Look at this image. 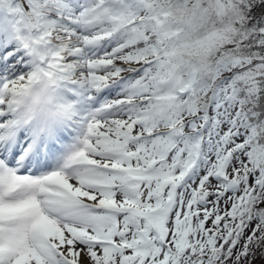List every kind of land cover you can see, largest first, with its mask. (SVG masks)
I'll return each instance as SVG.
<instances>
[{
	"label": "snow or ice",
	"instance_id": "1",
	"mask_svg": "<svg viewBox=\"0 0 264 264\" xmlns=\"http://www.w3.org/2000/svg\"><path fill=\"white\" fill-rule=\"evenodd\" d=\"M0 264H264V0H0Z\"/></svg>",
	"mask_w": 264,
	"mask_h": 264
}]
</instances>
